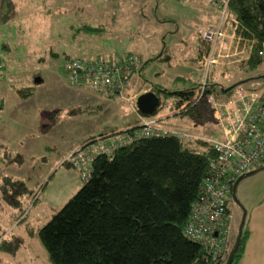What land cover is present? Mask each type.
Here are the masks:
<instances>
[{"label": "rangeland", "instance_id": "1", "mask_svg": "<svg viewBox=\"0 0 264 264\" xmlns=\"http://www.w3.org/2000/svg\"><path fill=\"white\" fill-rule=\"evenodd\" d=\"M216 20L215 10L200 0H0V51L3 46V54L14 63V73L22 60L37 61L33 73L22 67L27 70L22 77L28 75L29 85L35 87L29 111L35 114L37 132L27 133L26 146L19 149L22 165L16 164L14 171L0 165V184L6 173L19 176L21 186L13 189L22 192L14 201L17 214L12 227L1 237L4 245L0 247V264H50L37 231L82 185L75 171L60 164L66 153L88 137L113 131L116 134L126 123L140 120L136 118L133 96L145 88L158 85L162 90L177 92L199 85L202 78L194 60L200 47L196 31L213 26ZM246 45L237 47L242 51L240 55L223 59L222 64L213 67L208 78L211 74L224 88L242 82L238 86L243 89H260L264 63L250 74L237 68L250 52ZM127 56L140 59L141 78L135 83L132 80L120 99L74 89L62 71L69 58L111 60ZM17 77H12L15 86ZM35 80L40 82L34 84ZM20 87H26L24 81ZM158 100L160 109L155 116L163 117L166 130L182 133L191 141L219 139L209 113H204L202 119L173 117L165 111L170 102L161 96ZM183 121L190 122L184 126ZM20 138L12 141L16 143ZM18 156L11 158L18 160ZM4 189L10 188H0V223L5 219L6 207L12 206V200L2 196ZM235 198L245 213L246 226L252 211L264 202V170L244 178ZM227 208L232 215L233 235L242 210L230 197Z\"/></svg>", "mask_w": 264, "mask_h": 264}, {"label": "trees", "instance_id": "2", "mask_svg": "<svg viewBox=\"0 0 264 264\" xmlns=\"http://www.w3.org/2000/svg\"><path fill=\"white\" fill-rule=\"evenodd\" d=\"M228 12L242 27L241 36L250 48L237 68L245 74L253 73L264 63V0H230ZM201 48L200 43L198 51ZM141 67L140 64L137 73ZM241 83L224 88L210 74L204 96L211 95L215 100L222 95L229 96ZM149 91L170 102L167 110L173 117L202 119L204 113L210 114L204 101L193 105L198 85H189L177 92L151 85ZM25 92V89L19 91ZM158 108L150 116L135 113L139 119L152 118ZM139 123L140 120L134 119L129 127L124 125V129H119L116 134L113 131L89 137L79 146L99 138L132 136L140 130ZM215 156L207 140L196 138L191 141L172 135L137 137L132 143L114 149L109 156H96L88 179L37 231L48 262L224 264L237 227L230 236L224 258L216 262H212L199 245L182 233L190 206L207 174L208 163ZM1 178L0 188H10L4 189L2 196L10 198L14 206L17 195L22 192L13 188L20 182L5 175ZM246 238L243 223L230 264H237L240 260Z\"/></svg>", "mask_w": 264, "mask_h": 264}, {"label": "built area", "instance_id": "3", "mask_svg": "<svg viewBox=\"0 0 264 264\" xmlns=\"http://www.w3.org/2000/svg\"><path fill=\"white\" fill-rule=\"evenodd\" d=\"M200 1L215 10L217 20L213 26L196 31L202 48L194 60L202 81L193 105L206 103L219 139L209 140L216 156L208 163L207 174L190 206L182 233L216 262L224 258L231 236L232 215L227 208L231 186L240 175L264 166V85L259 90L239 86L229 96L222 95L217 100L211 95L204 96L211 69L223 59L240 55L242 51L237 47L247 41L241 36L242 27L228 12L230 0ZM140 64L136 56L111 60L69 58L64 61L62 71L68 85L74 89L98 97L120 99ZM139 128L132 136L119 135L86 142L60 164H67L83 183L89 177L96 156H109L114 149L132 143L137 137L172 135L187 138L182 133L158 127L152 118H141Z\"/></svg>", "mask_w": 264, "mask_h": 264}, {"label": "crops", "instance_id": "4", "mask_svg": "<svg viewBox=\"0 0 264 264\" xmlns=\"http://www.w3.org/2000/svg\"><path fill=\"white\" fill-rule=\"evenodd\" d=\"M3 50H4V47L2 46L1 51H0V165H4L5 166L4 169L6 171H14V167L16 164H21V165L23 164L24 159L21 153H18V152H20L19 149H21V147L24 148L23 146L24 145L26 146L25 142L28 141V139H26L27 137L26 134L27 133L35 134L37 132V127L34 126V123H33L35 119V114L29 111L30 101L36 94L34 90L35 87L29 85L31 82H30V78L28 75L24 76V78L22 77L27 71V70H24L22 67H25L28 70L32 69V71L30 72L33 73L36 71L37 61H36V58L35 60H31L29 62L22 60V63L18 64L15 67L17 69V72L14 73L12 70V68H14L13 66L14 63L11 61L10 58H7L3 54ZM245 58L246 57H244V59ZM185 67L186 66H184V68ZM15 74L18 75V77L16 78L18 80L16 81L17 83L16 86L13 85L14 82L12 78ZM140 74L141 73L139 71V73L135 75L137 78L134 79L135 77L134 76L130 80V83H129V85L131 84L130 86H132V80L135 83L136 79L141 78ZM22 81H24V85L26 86L24 88L20 87V84ZM39 82H40L39 80H35L34 84L39 83ZM22 89H25L26 91L24 94L19 93V91ZM146 91H149V88H145L140 93L136 94V97L139 94H142ZM159 109H160V106L157 109V111ZM157 111H156V114H157ZM165 111H166V114H170L167 109ZM152 119L156 121V125L158 127L165 129V127L162 126L163 117L158 118L156 116H153ZM133 120L129 123H132ZM188 122L190 121H183L182 125L187 126ZM32 123H33V126H30ZM129 123L125 124L126 128L131 125V124L129 125ZM124 127H121L120 129H124ZM21 136H24V139H21L20 138ZM15 138H18V139L20 138V140H17V142L15 141L16 143H14L12 140H15ZM69 152L66 154L68 155L71 153ZM11 156H18L19 158L17 160L16 158H11ZM58 171L60 170L58 169ZM64 173L65 172H63V175H62L61 172H59L60 176L65 177L66 175ZM6 174L4 175L12 178V180H16V181L21 180L19 176H16V175L9 176V173H6ZM261 204L263 206L264 202ZM262 206L260 205L258 208H255L252 211L250 217L246 221L245 227L247 230V238H246V241L244 242L242 256L240 260L237 262V264H241V263L243 264H264V206L263 207ZM261 207L263 210H259L261 209ZM14 208H15L14 206L6 207V212L4 215L5 219L3 220L2 223H0V238L4 237L5 231H8L9 230L8 228L12 227V224L15 220V216L17 214ZM0 241H1L0 243V247H1L2 245H4V239L1 238Z\"/></svg>", "mask_w": 264, "mask_h": 264}, {"label": "water", "instance_id": "5", "mask_svg": "<svg viewBox=\"0 0 264 264\" xmlns=\"http://www.w3.org/2000/svg\"><path fill=\"white\" fill-rule=\"evenodd\" d=\"M260 80L262 82H264V77H260ZM221 91H225L223 89H221ZM158 97L152 93L151 91H146L142 94H139L134 102V106H135V110L140 113L143 116H150L154 113V111L156 110V108L158 107ZM264 170V166H261L259 168H256L254 170H251L249 172H246L242 175H240L232 184L231 186V190H230V199L231 201L239 208L241 209V207L239 206L238 202L236 201L235 198V192H236V188L238 183L243 180L246 177H249L255 173H257L258 171ZM242 210V209H241ZM241 217L237 226V232H236V236L234 238L233 244L231 246V249L229 250L227 257L225 259L224 264H230L231 260H232V256L235 253L238 244H239V239L241 236V229L244 223V218H245V213L242 210L241 211Z\"/></svg>", "mask_w": 264, "mask_h": 264}]
</instances>
